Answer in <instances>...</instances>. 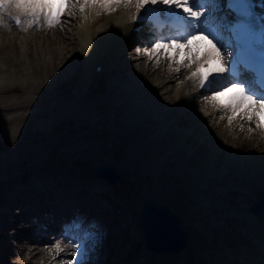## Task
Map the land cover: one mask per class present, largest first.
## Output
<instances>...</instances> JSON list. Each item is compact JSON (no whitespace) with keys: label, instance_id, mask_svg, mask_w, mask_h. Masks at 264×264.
<instances>
[{"label":"bare ground","instance_id":"1","mask_svg":"<svg viewBox=\"0 0 264 264\" xmlns=\"http://www.w3.org/2000/svg\"><path fill=\"white\" fill-rule=\"evenodd\" d=\"M83 2L72 0L62 16L68 12L70 22L77 18L79 28L88 31V37L83 35V40L75 39L72 44L62 40L65 27L60 22L50 27L41 17L39 24L29 27L28 18L22 17V24L15 26L9 15L16 16L19 10L12 5L0 10L6 25L0 27V61L4 62L0 71L5 72L6 78L14 75L20 81L8 84L0 97L17 94L28 79L38 83L36 92L42 87L44 90L46 84L52 91L54 84L56 92L55 95L51 92L52 97H58V101L69 98L73 103L82 101L80 109L84 118L93 119L101 105L111 109L112 112L107 110L104 115L107 118L112 113L114 117L110 123L117 127L113 136L122 137L130 130L137 135L133 139L124 137L121 142L115 136V141L108 146L103 140L110 135L101 128L97 130L95 125L80 122L77 126L68 124L64 128L70 138L65 137L62 142L77 146L67 155L66 149L55 155L59 140L52 131L58 128L54 125L58 123L52 121L45 138L48 155L39 158L36 153L44 151L37 148L33 151L36 153L29 156L24 173L19 177L9 176L14 189L8 190L11 197L7 202L13 205L0 208V264H44L42 258L53 255L54 250L49 252V249L56 240H61L63 254L71 253L68 239L72 222L80 225L79 231H71L74 241L77 236H83L85 230L96 233L94 245L91 241L86 244V248L94 252L86 254L90 259L88 264H190L192 261V264H217L214 259L220 261L218 264H264V258L254 256L257 246L250 244L253 238H259L262 243L256 245L264 246V215L255 218L241 209L246 208L258 189H264V129H257L254 119L249 121L240 113L229 123V117L233 116L230 109L220 107L211 99H203L210 93L197 91L188 78L195 70L194 64L177 72L174 70L177 65L172 64L170 69L167 59L161 58L157 63L155 58L149 61L146 56L133 52L137 47H150L152 36L142 30L130 31L131 16L136 12L134 6L121 4L105 9L99 4L83 5ZM203 45H207V41ZM66 55L73 58L68 70L61 66ZM24 64L30 70L22 69ZM96 66L100 68L96 70ZM14 103L2 108L5 111L9 107L21 108L19 102ZM74 107L78 110L77 105ZM126 107V111H122ZM39 113L44 115V111ZM23 118L22 111L11 118L5 117L0 119V127ZM191 123L190 131L182 132L178 128ZM80 127L88 130L73 134ZM37 130L31 131V137L38 135ZM28 132L22 135V143ZM143 138L154 146L150 151L153 159L149 160L153 166L148 168L138 165L143 162L138 159L136 145ZM5 143L11 145L9 141ZM77 150L79 156L71 154ZM113 155L115 160L110 158ZM104 162L113 164L116 171L122 173L120 186L127 189L124 199L118 187L110 182L111 175L97 174L92 169L93 165ZM126 163H129L125 167L128 172L123 170ZM8 183L1 179L0 190L7 189ZM132 187L136 192L133 197L136 207L128 199ZM154 195L155 198L165 196L170 201V209L180 217L185 229L186 245L177 252L155 251L141 257L138 247L143 245L144 238L138 212L142 200ZM0 201L4 200L0 198ZM15 206L25 209L18 214L17 210L13 211ZM205 209L210 212L203 214ZM234 211L240 214L238 219L232 216ZM128 212L132 213V220L127 219ZM21 214L26 215L23 219L27 227L18 231L29 243L23 240L15 247L16 252L10 247L6 232L20 222ZM102 215L106 217L103 224L99 222ZM116 216L125 223L118 226L120 231L114 227ZM44 218L52 232L47 241L40 236L46 227ZM188 218L190 222H186ZM129 222H135V229H129ZM255 226L262 228L257 231ZM119 233L127 237L123 239ZM35 242L38 246L31 248ZM204 245L209 248L204 250ZM241 245H245V251L239 247ZM186 246L188 249L184 251ZM200 253H204L206 260L210 259L203 263Z\"/></svg>","mask_w":264,"mask_h":264},{"label":"snow or ice","instance_id":"2","mask_svg":"<svg viewBox=\"0 0 264 264\" xmlns=\"http://www.w3.org/2000/svg\"><path fill=\"white\" fill-rule=\"evenodd\" d=\"M72 0H0V10L12 5L19 10L16 16H9L15 26L22 24V17L28 18V26L39 24L41 17L50 27L57 25L64 15L66 6ZM91 4L110 9L113 5L134 6L136 14L132 21L149 25L152 34L150 47H137L135 52L144 55L149 61L161 58L177 65L174 69L189 68L195 89H203V99L216 102L228 108L233 117L240 113L249 121L255 120L257 129H264V23L256 22L249 0H228L227 8L236 13L237 19L229 21L227 15L219 16L221 5L218 0H84ZM83 10V9H81ZM144 10V15H139ZM0 27L3 17H0ZM207 41V45L203 42ZM203 45V47H202ZM223 49V52L221 51ZM251 131V129H250ZM95 227V226H93ZM79 231L80 225L70 226L68 243L72 245L73 259L62 260L61 264H84L87 254L86 244L94 245L95 232H85L71 238V231ZM60 255L65 249L61 240H56L49 252ZM55 255L53 259H55Z\"/></svg>","mask_w":264,"mask_h":264},{"label":"rangeland","instance_id":"3","mask_svg":"<svg viewBox=\"0 0 264 264\" xmlns=\"http://www.w3.org/2000/svg\"><path fill=\"white\" fill-rule=\"evenodd\" d=\"M83 5H85L84 2H83ZM120 6H121V4H120ZM119 7H118V10H119ZM13 9H16V8L14 7ZM64 10H66V8ZM62 18L64 20H61ZM69 20H71V19L68 16V12H67V14H65L64 17L60 18L59 24H62L63 27H65L64 29H62V34H63L62 40H67L69 44H72V41L75 39L79 40L82 38L81 40H83V35H84V37H86V35L88 34V31L84 32L82 29L79 28L80 22L77 21V18L72 20L71 22ZM13 31L17 32L18 29H14ZM81 35H82V37H81ZM87 37H88V35H87ZM57 42L61 43L62 41L61 42L57 41ZM132 51L135 52L134 50H132ZM22 52H23V50H22ZM133 52H131V53H133ZM67 56L68 55H66L65 57H67ZM70 62H72V65H73V58L67 57L66 59H64L62 65H61V66L65 67L64 70L70 69V66H71V64H69ZM3 63L4 62L0 61V68L1 69L4 68ZM25 63H26V61H25ZM23 67H21V68L25 69V70H27V69L30 70V68L27 66V64H24ZM92 68L93 67L91 66V69ZM5 75H6L5 72L0 71V93H2L4 91V88H6V86L8 84H13V83L17 84L20 82L18 80V77L14 76V75H12V77H9V78H6ZM39 77H41V76H39ZM39 77L37 79L41 80ZM28 80L26 81V84H24L25 87L23 89H20L19 91H17V94L6 96V97H3L4 96L3 95L2 97H0V113H2V114H0V119H3L5 117L11 118L14 114L21 112V111L23 112V115H24V118L22 120L13 121V122L11 121V122L7 123L6 125H4L3 127H0V133H1L0 134V180L4 179V180L9 181V183L7 184L8 188L5 190H0V198L4 200V201H0V208L3 206H5V208H12L11 206L13 205V204H9L7 202L8 198L11 197V196L9 197V195H8V190L10 189L12 191L14 189L13 185L10 184V182L12 180V178L9 177L10 174L15 175V177H19L20 175H22L24 173V170H26L25 167L27 166L29 156H31L32 153H36L33 151H35L37 148H41V150L44 151V153H42V154L36 153L39 156V158H41L42 156L46 157V155H48V152L46 151V149L48 148V141L45 138H47L46 134L48 132H50L52 121H56L58 123V124H54L58 128H56V130L52 131V132L57 133L58 140H59V143H58L59 145L54 151L55 155L60 152L59 150H63V149L67 150V153H66V155H67L70 151H73L74 148H76V146H77V144L76 145H70V142H68L67 144L66 143L63 144V142H62L63 139L65 140V137L70 138V136H69L70 134L64 128L68 124H72L74 126H77V124L80 122V123H83V125H86V124L95 125L97 130H98V128L99 129L101 128V131L107 132V134L109 133L110 136H113V134L116 133V129H117L116 125H111L110 123L112 121H110V119L108 117L106 118L104 115L107 110H108L107 111L108 113L112 112V111H110L111 109H109V108L107 109V107L105 108V106L101 105L98 107L100 109V111H99L100 113L99 112L96 113L94 115L93 119L84 118L83 114L81 113V109H80V107L83 106L82 101H75L76 103H73L69 98L58 101V99H59L58 97H52V94H54L56 92V90L54 88V84L52 85V88H51L52 91H50V89H48V87H47L48 84H46L44 86L45 87L44 90H42L43 89V87H42V89H40L39 92H36L35 88H37L38 83L32 82L31 80H33V79H30L29 81ZM178 80H180V79H178ZM20 86H22V85H20ZM39 86L41 87L40 83H39ZM28 89H31L35 92L29 93ZM51 92H52V94H51ZM11 93H14V92H11ZM11 93H9V94H11ZM9 94H6V95H9ZM41 95H44V96H41ZM33 96H35L36 98H34ZM57 101L59 102L58 104H57ZM14 102H17V103L19 102L21 104V108H14V107L10 108L9 107V109H7L6 111H5V109L2 108V106H4V105L5 106L13 105V104H15ZM74 105L78 106V110L74 107ZM51 108L54 110L51 111ZM126 109H127V107L123 108L122 111H126ZM39 111H44V115H40ZM107 119H108V121H107ZM191 119L193 121L194 118H191ZM193 123H194V121H193ZM193 123H191L190 125H186V126L181 125L178 128L182 132H184L185 130L190 131V127L192 126ZM35 129H38L37 130L38 135H35V136L33 135V137H31V134H32L31 131H33ZM62 130L64 131L63 135H61ZM87 130H88V128H86V127H82V128L80 127V128H77V132H74L73 134L84 132V131L86 132ZM26 132L29 133L28 137H25L26 141H24V143H22V141H21L22 135L25 134ZM128 132H129V134L123 135L122 137L120 136V134L118 136H117V134H115L117 141L121 142V140H124L125 138L133 139L137 135V133L134 131L130 130ZM110 136L104 137L103 144L110 146L108 143H110L111 141H115V136H113V137H110ZM34 138H36V141H34ZM144 138H146V136ZM144 138H143V140L140 141V143L138 145H136V148L138 150V155H137L138 159H141V161L143 162V164L138 163V165L140 164V167L144 165L143 166L144 168H148V167L153 166L149 160L153 159L151 156L153 153H150V151H151V149L154 148V146L149 145ZM8 141H9V144H11L9 146H7L5 143V142H7V144H8ZM20 141L22 144L20 143ZM95 141L96 140H94L93 143H95V145H96ZM71 142H73V141H71ZM85 145H87V144H85ZM36 154H35V156H36ZM71 154L79 156L78 150H77V152H72ZM66 155H64V156H66ZM104 155H105V153L101 156L104 157ZM32 157L34 158L33 155H32ZM108 157H110V156H108ZM114 157H115V155L111 156L110 158L115 160L116 158H114ZM127 164H129V163H126L123 167V170L125 172H128V170H125V167L127 166ZM20 168H22V170H20ZM118 173L120 176L114 182V185H116L118 187L119 194L124 199V196L126 195L127 189H121L120 185L122 184V181L121 182H119V181L123 179L122 178L123 176H122V173L120 174V170L118 171ZM132 177H134V176H132ZM195 183L197 184V182H195ZM130 191L131 192H129V196H128L129 202H131V200H132V202H131L132 206L136 207V199H133L136 192H135V190H133V187H132V190H130ZM196 195H198V194H196ZM155 197H157V196L156 195H154L153 197L148 196L147 198H155ZM155 199H157L160 202H162V200H163V202L165 204H167L168 206H171L170 201L168 199H166L165 196L164 197H158ZM27 204H30L29 201L27 202ZM240 205H242V204H240ZM24 209L25 208H21L20 206H15L13 211L17 210L18 211L17 213L20 214L21 213L20 210L23 211ZM241 209L243 210V212L248 213L246 211V208H241ZM222 210H224V209H222ZM172 211H174V210H172ZM208 212H210V211L205 209L203 214L208 213ZM127 215H128L127 219L130 217V220H132L131 219L132 213L128 212ZM239 215L240 214L235 212V211L232 212V216L235 219H238ZM25 216H24V214H21L20 222L16 223L12 228L7 230L8 232H6L7 237L9 238L8 243L12 249H14L16 246L20 245L23 240H26V242L29 243L27 241V239L24 236H22V234L19 233V231H18L19 228L20 229H26V227H27V225L24 223V219H23ZM105 218L106 217L104 215H102L100 217L99 222H101V224H103L105 222L104 221ZM219 218H222V217H219ZM42 220H44L43 224H45V226H46L48 223V220L46 218H44ZM113 222L115 223L114 227H116V229L118 231H120L121 228H119L118 226L120 224L124 223L123 218L116 216V219H114ZM186 222H190L189 218L186 220ZM216 223H218V222H216ZM129 224L131 225L129 229H131V230L135 229V226H134L135 222H131V223L129 222ZM213 225H215V224L213 223ZM58 226L61 227L60 225H58ZM256 227L257 226H255V228ZM131 230H129L130 233H131ZM36 231H39V230L35 229V232ZM42 232H43V234H41L40 236L43 235L44 241H47V238L51 237V233H52L51 228L46 226L43 228ZM85 232H86V230H85ZM13 235L19 236V239H14ZM119 235L121 237H124L123 239H125L127 237L125 234L123 236V233H119ZM189 236H191V233L189 234ZM110 240L112 241V237L110 238ZM119 241H121V239L118 240V242ZM12 243H13V245H12ZM206 243L209 244V241H206ZM30 246H31V248H34V247L38 246V243H36V242H35V244L32 243ZM202 248L204 250H206L209 247H206V245H204ZM18 249H20V248H18ZM187 249H188V246L185 247L184 251ZM15 250H16V248H15ZM86 250H87V253L88 252L94 253L88 247L86 248ZM16 252H18V251L16 250ZM14 255L18 256L16 254H14ZM54 255H55V253H53V255H51L50 258L49 257L47 258V256L44 255L42 258V260L44 261L43 263L44 264H61L62 260L73 259V257L71 255L63 254V252L60 255H55V259H53ZM203 255H204V253H200V258L203 260V263H204V262L208 261L210 258L206 260ZM107 258H106V260H107ZM200 258L198 260H200ZM83 259H84V264H88L90 261L88 255L84 256ZM100 259L103 260L104 257H101ZM211 260H213V259L211 258ZM213 261H216L215 263L218 264L219 260L214 259ZM192 262H190V264H192ZM194 262L197 263L198 261H194ZM201 263H202V261H201Z\"/></svg>","mask_w":264,"mask_h":264},{"label":"water","instance_id":"4","mask_svg":"<svg viewBox=\"0 0 264 264\" xmlns=\"http://www.w3.org/2000/svg\"><path fill=\"white\" fill-rule=\"evenodd\" d=\"M79 163L81 164V162ZM92 169L97 174L111 175L109 179L111 183H114L120 176L115 166L108 162L95 164L92 166ZM140 208L138 217L144 238L143 244L149 248L151 254L155 251L177 252L186 245L187 235L181 219L170 209V206L159 202L155 198H145L142 200ZM246 211L251 213L255 218L264 215V189L257 190V194L246 206ZM261 228L259 226L256 229L258 231ZM259 242L262 243V241H259V238H253L250 243L257 246L258 251L257 254L254 252V256L264 254V246L256 245ZM142 246L138 247V253L149 256L143 252ZM239 247L243 251L246 250L245 245Z\"/></svg>","mask_w":264,"mask_h":264}]
</instances>
